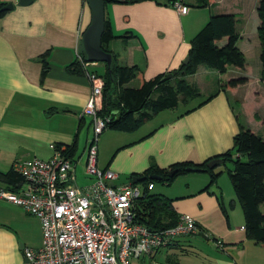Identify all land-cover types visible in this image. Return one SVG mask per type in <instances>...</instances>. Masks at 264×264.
<instances>
[{
	"label": "crops",
	"instance_id": "0c3cea01",
	"mask_svg": "<svg viewBox=\"0 0 264 264\" xmlns=\"http://www.w3.org/2000/svg\"><path fill=\"white\" fill-rule=\"evenodd\" d=\"M170 1L186 5L188 12L179 14L167 4L168 0L105 6L113 35L107 44L108 51L116 56L118 65L136 66L146 81L178 71L188 56L190 41L213 15L235 16L238 41L247 34L248 24L238 5L233 8L226 5V0L221 3L213 0L206 7L197 8L196 0ZM18 2L0 0V4L14 6L0 17V173L3 174L11 171L17 161L49 160L53 155L50 145L65 150L73 147L72 158H77L91 136L90 121L82 115L91 86L84 76L67 70L77 60L81 35L90 23L85 0H31L28 5ZM224 42L225 39L220 44ZM237 46L240 49L238 42ZM45 53L48 69L42 77L41 56ZM211 72L218 78L225 76L226 81L245 77L247 83L230 90L221 87L207 96L200 90L202 97L198 103L194 100L195 104H180L182 109L177 106L174 108L177 113L166 116L158 125L153 123L156 117L169 111L160 112L133 132L108 129L102 133L97 145V165L117 174L115 186L131 183L132 177H141L151 167L166 169L176 163L200 166L226 153L233 146L239 123L264 139V95L258 97L264 88L260 86L261 91L252 88L251 79L238 76L241 71L235 68L228 67L224 75ZM229 97L240 103L239 114ZM214 172L220 170L215 168ZM218 178L207 192L203 190L210 177L205 172L178 176L165 188L166 195L154 192L155 185L163 184H154L150 194L169 199L178 215L194 218L200 232L197 236L180 237L150 256L131 259L130 264H180L177 252L191 255L193 244L199 239L215 247L212 257L203 259V264H264V249L246 236L243 212L235 194L225 193ZM18 184L9 185L0 179V190H12ZM181 185L186 191L180 189ZM41 242L39 220L0 198V264H26L24 250H36Z\"/></svg>",
	"mask_w": 264,
	"mask_h": 264
},
{
	"label": "built area",
	"instance_id": "2783aa9c",
	"mask_svg": "<svg viewBox=\"0 0 264 264\" xmlns=\"http://www.w3.org/2000/svg\"><path fill=\"white\" fill-rule=\"evenodd\" d=\"M172 6L179 14L188 12L181 2ZM76 57L91 86L82 112L91 127L84 152L72 158L63 154L64 148L50 145L53 155L47 161L13 163L12 171L21 181L12 190H0V198L40 222L41 246L24 250L26 264H130L131 259L150 256L180 237L197 236V222L184 214L166 229L151 230L136 223L134 206L153 190V184L115 186L117 174L98 167V140L111 120L99 114L104 82L90 69L95 63H87L80 53ZM78 170L88 184H78Z\"/></svg>",
	"mask_w": 264,
	"mask_h": 264
},
{
	"label": "trees",
	"instance_id": "16d2710c",
	"mask_svg": "<svg viewBox=\"0 0 264 264\" xmlns=\"http://www.w3.org/2000/svg\"><path fill=\"white\" fill-rule=\"evenodd\" d=\"M143 0H103L104 7L108 4H133ZM158 1V0H155ZM213 0H196L195 7L204 8ZM168 0V5H173ZM0 17L6 12L1 11ZM259 25L257 37L260 44V73L259 78L264 85V0H260L257 6ZM235 16L232 14L213 15L208 22L198 31L190 41L188 62L181 64L175 76L165 79V75H158L150 80H144L142 73L136 66H120L114 56L107 49V44L113 39L110 22L105 16L104 31L101 36L102 48L112 56L111 66H104L102 91V107L100 115L111 118L107 129L120 132H133L143 124L152 120L157 114L165 110L176 108L179 104L187 105L193 100L202 97L200 89L186 81V77L196 73L198 67L204 66L213 69L220 74H225L227 68L232 66L236 69H244L245 59L243 53L237 46L239 35L235 32ZM225 39L223 44L220 42ZM48 53L41 56L42 77L45 76L48 65L46 57ZM80 55L85 61V55L80 48ZM67 70L74 75L84 76L81 63L76 60ZM98 76V72L93 70ZM134 79H139L138 87L127 85ZM247 83V78L239 77L226 81L221 87L230 90ZM238 119V116H237ZM74 148H67L63 153L72 157ZM222 160L232 162V169L227 173L234 194L241 206L244 216V228L247 238L264 249V139L251 129L239 123L237 134L233 137V146L226 153L215 156ZM212 158V159H214ZM210 159V160H212ZM205 161L200 166H192L190 163H176L166 169L151 167L141 177V185L146 187L152 183H171L180 175L187 174V167H199L201 172L209 174V185L203 190L205 192L216 183L219 173L209 170ZM176 172L169 177L170 172ZM150 176H158L160 180L155 182ZM0 179L9 185L20 183V177L11 171L0 173ZM218 200V198H217ZM231 207L233 203H230ZM136 223L151 230L166 229L173 227L178 221V214L173 210L171 201L161 195L148 194L139 199L134 206Z\"/></svg>",
	"mask_w": 264,
	"mask_h": 264
},
{
	"label": "rangeland",
	"instance_id": "374dc122",
	"mask_svg": "<svg viewBox=\"0 0 264 264\" xmlns=\"http://www.w3.org/2000/svg\"><path fill=\"white\" fill-rule=\"evenodd\" d=\"M256 1L257 0H233V1L226 0V3H227L226 5H229V6L231 5L233 8L236 7V5L240 6L242 9L241 11H243L244 15H245V23L247 21V24H248V28L246 29L247 34L243 37V39L238 41V45H239L240 49H242V51L244 53L243 54L244 59L246 61V65L244 68L245 70H243V69L240 70V69H236V68L235 69L238 72L241 71V74H238V76L239 75H245L251 79V87L252 88L257 89L258 91H261L260 86H262L264 88V85H262V83L260 82V78H259V73H260V61H259L260 44H259L258 37H257V28H258V24H259V19H258V15H257V11H256ZM221 2H222V0H220V3ZM257 21H258V24H257ZM238 29L240 30L241 28L238 27ZM183 62H184V60H182L181 63L183 64ZM229 67L234 70V67H232V66H229ZM94 68H97L96 70H97L99 76H103L104 66L101 63H95L94 65H91L90 69L93 70ZM198 70L199 71H198V75H196V78L193 77V75L188 76V77H186V81H188V83L194 84V85H196V82H197L199 89L201 90V92L205 96H207L208 94H210L214 91H218V88H221V86L226 81L225 76H220V78H218L217 75H212L211 71L213 69H209L207 67L202 66V68H199ZM222 75H224V74H222ZM257 79L259 81H257ZM258 83H259V85H258ZM127 86L133 87V88L138 87L139 86V80L134 79ZM259 95L263 96L264 95L263 91H261L258 94V97H259ZM200 99L201 98L195 100V103H198L200 101ZM193 101H192V103H194ZM229 101L231 102L235 113L239 114L240 103L231 97H229ZM178 106H179V107H177L178 110L182 109V106L180 104ZM101 107H102V99H101ZM175 109L167 110V111H169L168 113H166V114L162 113V115L157 116L153 123L155 125H158L160 120L163 121L166 119V116H171L173 114H176L177 111ZM140 130H144V129H140ZM217 169L220 170L219 178H218V185L220 187L222 186V189H224L225 193L228 192V193L233 194L234 191H233V188H232V185H231L228 173H227L228 169H232V162L226 161L224 163V165L217 167ZM203 175H206V174H201V176H203ZM77 177H78L77 182L79 185L83 186V185L88 184L89 180L88 179L86 180V178L84 177V175L81 173L80 170H78ZM166 187H168V186H166L165 184H163V185L157 184V185H155L154 192L158 193V194L166 195V193H167L165 190ZM181 187L183 188L184 191H186V189L184 188L183 185L180 186V189H182ZM210 190H209V192H210ZM179 191L182 193L181 190H179ZM183 202H188V201H183ZM261 211L264 212V205H262ZM193 245H194V248H193V252L191 255L185 256V255H182L181 253L177 252L179 255L180 264H203V261H202L203 259L207 260L208 259L207 257H209V256L212 257L213 247H214L212 243H206L204 241H201V239H199V240H196V242Z\"/></svg>",
	"mask_w": 264,
	"mask_h": 264
},
{
	"label": "water",
	"instance_id": "95a60500",
	"mask_svg": "<svg viewBox=\"0 0 264 264\" xmlns=\"http://www.w3.org/2000/svg\"><path fill=\"white\" fill-rule=\"evenodd\" d=\"M86 5L90 11V23L81 35V47L85 55L87 63H104L109 68L112 63V56L102 48L101 36L104 31L105 22V7L103 0H85ZM31 0H19L18 5H28ZM13 4H6L1 8V11L7 12L13 10ZM188 62L186 58L183 64ZM177 71L171 72L165 75V79H170L175 76ZM222 165V160L214 158L207 162L206 167L209 170H213ZM199 167H187L185 171L187 173L201 172ZM176 172L169 173V177H172ZM151 180L159 181L158 176H150ZM143 181L142 177L134 176L131 179L132 184H138Z\"/></svg>",
	"mask_w": 264,
	"mask_h": 264
}]
</instances>
